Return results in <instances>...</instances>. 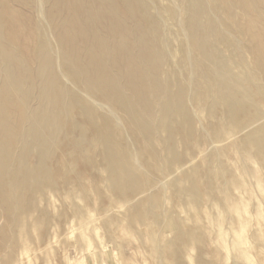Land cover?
<instances>
[{
    "label": "bare ground",
    "instance_id": "1",
    "mask_svg": "<svg viewBox=\"0 0 264 264\" xmlns=\"http://www.w3.org/2000/svg\"><path fill=\"white\" fill-rule=\"evenodd\" d=\"M23 1H25L23 2L24 5L30 4L31 6L34 0ZM41 1L42 0H40L39 2ZM151 1L44 0L46 4L43 3L42 6L47 5V9H44V13V7H42V11L47 18V25L49 22V24L55 30L54 32H56L55 39H57L54 40L55 43L57 41L60 47L59 51L61 50L60 52L62 54V61L61 63L60 60L58 61L60 64H62L63 75H65L66 78L70 79L76 86L80 87L81 89L83 88L86 93L88 91V93L92 94L93 97L99 98V100H106L109 104L112 105L113 109L115 107V109H119L120 112H117L120 113L122 122L125 124V126H127V128H129V133L134 137V140L137 144L134 145V143H132L135 146V151L137 148L136 146H138L137 149L143 151L140 153V159L142 160L141 154H143L145 163L149 165L156 174L159 173L160 175L161 173L165 172H168L169 174L171 170L175 172L177 165H179L181 162L183 163V159L185 158V156H189V152H191L192 150V148H190L191 145L189 146L187 143V137H189L187 136V133L192 130V120L187 113V104L185 105L186 96H184L185 91L182 90L184 84L181 85L182 87L179 86V88L177 87V89H173L170 86V82H174L169 78L171 75L165 78V80H161L160 78V76H163L161 70H163L164 68L169 69V67L171 66V64L169 65V62H167L169 58L166 60L165 57L167 56V54L172 55V53L176 51L177 46L180 45V35L182 31L184 29L187 30V44H189V47H191L192 50L190 54L192 53L191 56L193 58L189 56L190 58L187 57V59H194V61L200 68L197 77L193 75L194 73L189 75L194 76L195 79L203 78L207 83V87L204 88V83H202L201 86L200 83L198 84L199 81H195L196 84L193 89L191 88L193 82L190 83L188 80V82L192 85H187L189 86V88H187L188 91L190 90V88L191 90L193 89V95L190 93L189 94L190 96L192 95V101L194 102L190 103L191 101H189V103L193 105L195 104L197 107L202 108L207 117H214V119L215 117L216 119L218 118L219 121H217V123L214 125V133L216 134V136L223 131H221V121L228 122L229 124H226L228 127L240 131L241 129L247 128L259 120L260 114H262L261 112L263 111H260L261 108H259V104H263L264 100L261 98L262 90L260 91L258 88L255 89L254 86L256 85H254L253 83L255 81H258V79L260 80V77L264 78V48L259 47L260 50H253L252 48L254 55V57H252L254 58V62H252L253 64L248 63L245 57L242 58V56L239 58L237 56V58L227 56L225 58L223 57L226 53L225 52L223 54L224 51H227V53L228 51H230V53L232 51H237L235 49H237L238 46L231 44V42L230 44L227 43L225 38L221 35V33H219V28L214 25L209 19L210 17L206 15V10L208 11L209 9H211V6L209 7L207 5L206 10H204L205 7L202 5L203 3L201 4L202 0H188V3H186V5H188H185L186 7L181 10L182 7L179 8V6L181 5L179 3V5L176 4L178 1L181 2L182 0H171L170 4H163V6H161L159 0H154L155 4L157 2L160 6L157 7L160 9V15L162 19L159 21L160 18L158 19L156 15L152 14L151 9L154 12L157 8H154L156 5L154 6V2ZM213 1L215 2V6L213 5L214 8L216 7L215 9L218 10L219 25L220 22H222L223 24L230 25L231 28L233 25L230 24L231 22H233L231 21L232 19H230V9L232 10V8H230L231 5H245L246 7H248V14L246 18L247 24H244V20V23L239 24V17L237 18V15H235L238 24H234V31L239 33L240 35L244 32H250V35L253 34L254 37H260V30H262V28L264 27V0ZM14 2L16 3L18 2V0H14ZM35 2H37V0ZM9 3V0H0V208H2V210L6 213H10V216L8 215L10 217V220L13 221L14 226H17L18 218L16 217V213L27 210L28 207L34 205L35 202L38 201L36 199L38 197L35 198L36 191L46 187L51 188V185L53 187V171H56V169L52 170L54 166L51 167L52 165L50 163L56 159L55 153L57 145H59V147L65 150L69 155H71V153L74 155L76 154L75 150L79 148L78 146L86 142L83 141V138V142L79 143V140H81L82 132L76 124L71 123L74 121L75 117H72L73 121H70V115L77 112H79V114L83 118H85L86 121L91 123L98 117L102 118V122H100L101 127L98 126L99 129H97L99 132L98 134H96V136L94 135L95 137L93 139L91 138L92 140L90 139V143H88V146H90V148L95 152V155L99 156H97L98 160L100 161L98 163V166L100 164L101 169H103L107 173L106 175H108L107 181H109V188L112 189V192L110 194L111 199L114 200L118 197L124 199L130 198L132 196L134 197V195L141 188L142 182H140L139 178L134 175V171L130 173L131 170L129 169L130 172L127 170L126 163H128V161L125 162V160L122 159L124 155H121V157L119 152L123 148L119 150L120 148H117V146L114 144V134L116 135V130L119 126H117L116 130L114 131L115 128H112V125H110V119L108 118V121V119L103 118V116L99 114L101 112L100 110H98L100 112L97 113L96 109L99 107L97 104L96 107L95 105H92L91 107L82 106L75 95L78 93L74 92L76 91L74 90L75 88H72L74 90L72 92L71 89L66 88V86L60 87V85H62L63 83L60 84L61 80L59 78V75L54 70V67L58 61H56L54 65L51 57L52 49L50 45L53 46L54 44H52V41L49 45L47 39L51 37L46 39V37L43 36L44 33L42 32V30H45L48 27H45V29H41V26H39L40 23H35V20L33 19V21L30 20L31 18L29 15L34 9H32L31 11L28 10L30 11V13L28 12L29 15L27 16L30 18V21L28 22L29 28L28 26H24L23 22L27 20L24 21V18L22 22L20 17L24 15L26 10H24V13H22L21 15V12L17 10L16 7L14 8V6H10ZM172 3L177 6V10L180 9L179 11H181L178 13V15H182L181 19H183V22L182 20L181 22H178V25H181V29L177 28L180 26H178L176 23V20H178L181 16H176L177 10L175 14L174 9H172L173 6H171ZM11 4L14 5L13 2ZM16 4H19L20 8L21 6H23L20 5V3ZM35 4L33 3V6ZM38 8L36 9V11L38 10ZM214 8L212 7L213 10L211 9L213 13L216 11ZM39 9L41 10V8ZM235 10L239 11V9ZM208 12H210V10ZM211 12L210 14L213 15V13ZM35 14L37 15L38 13L35 12ZM25 15H27V13ZM232 16L235 21L236 18L234 16V13ZM176 17L178 19L175 20ZM211 18H213V16ZM236 21L235 23H237ZM163 23L168 27L164 29L167 30V32H165V34L167 33L165 37L163 36L161 27ZM176 25V28L180 29L179 31L174 29V26ZM22 26L28 28L27 34L30 41L27 39L26 43L23 41L25 37L22 38L23 36L21 37L18 32L19 30H21ZM223 26L224 25H222V30L224 28ZM154 32L156 33V35ZM225 32L227 31L224 30L223 33ZM184 35L181 36V38L184 37ZM235 39L234 41H236ZM183 44L185 45L184 42ZM244 44L245 43H243L242 46ZM243 49H245V47H243ZM245 52L248 53V51ZM251 54L252 53H250V55ZM177 56L179 58L180 53L179 55L174 56V59L175 57L177 58ZM172 59L173 57L171 58V60ZM185 59L182 58L180 62L181 68L187 67ZM243 60H245L247 63H245V61ZM172 63L174 64V62ZM192 63L193 62H191V64ZM247 64L251 65L249 66ZM59 65L57 64V66ZM174 66L175 65H173V67ZM176 66H178V64H176ZM178 67L180 69V66ZM178 71L181 74L184 72L180 70ZM190 71L188 72L190 73ZM160 72L162 73V75H159ZM179 82L180 81H178L177 84H179ZM183 82L187 84L186 79ZM260 84H263V82ZM173 85H175V82ZM262 86L259 88L264 87ZM190 96H187L189 100L191 99ZM261 101L263 102L260 103ZM186 102H188V100H186ZM118 113L117 116L119 115ZM180 117H182V120L180 119ZM119 118L120 117H118L117 119L116 117L117 120H119ZM210 118L209 120H211ZM113 119L111 120L114 121ZM82 121L84 122V120ZM203 121L205 122V119ZM117 122H115V126L116 124L119 125V123ZM222 124L224 125V123ZM121 127H119V133L122 132L123 128L121 129ZM125 129L123 131L124 133L126 132ZM159 132L163 133L162 135H164L165 137H159ZM197 132L198 131H196V133ZM129 133L127 134L129 135ZM228 136L231 135L228 134ZM218 137L220 139V137L222 136L219 135ZM224 139L225 138H223V140ZM128 140L130 141L129 138L127 139V141ZM179 140L181 141V143L184 142L183 144L187 146L186 147L184 145L185 149H183V147V150H179L180 146L178 147V144L180 143H178L176 146L178 147V150L180 152H178L175 148L176 141L179 142ZM221 140L222 138L219 141L221 142ZM127 141H122V143L126 142V145L124 146H131V143L127 144ZM189 141L190 140H188V142ZM239 143L238 145H240L242 151L245 150L247 151V153L256 151V154L264 153V124L260 127L250 129V131H248L242 137V141ZM183 144L181 146H183ZM195 144L197 145V143ZM34 147H37L39 149L40 158L39 160H36L38 162L34 166L30 167L27 163V158L32 153V149ZM131 147H129V149H131ZM159 147H161L162 149H160ZM126 148L127 147H125V150H128V148ZM199 151L201 152V150ZM194 155L195 154H193V156ZM83 156V160L89 161V154H85ZM191 156L192 155H190L189 157L191 158ZM190 158H188V160ZM244 166L245 165H243V168H245ZM63 168L65 169V166ZM190 168L191 167H189V170H191ZM189 170H183V177L181 178H177L178 176L176 177V179L174 178L175 176L172 177L175 179L174 184L172 183L173 188L175 189L174 193H176V195L179 196L181 200L190 198L191 201H197L199 198L195 190L196 187H194L193 185V181L195 180H192V174L196 175V173ZM196 170L194 168L195 172H197ZM145 172L147 173L149 171ZM64 173L65 171L63 172V174ZM136 174L138 175V173ZM229 176L232 177L234 176V174H230ZM156 177L157 176H155V179ZM63 178L65 180L67 177L64 176ZM65 181L67 182V179ZM68 185L70 186L69 182ZM171 187L169 189H171ZM46 189L49 190V188ZM56 189L57 188H55V190ZM101 191V193H103V190ZM105 191L104 193H106ZM170 192L172 193V189ZM39 196H42V194ZM140 201L141 200H139V202ZM127 203L129 204L130 202L127 201ZM114 206H116V204ZM34 207H36V205L33 206V210ZM139 207V204L135 203V205L131 208L133 209L131 213H134L135 216L137 214V217H135L137 219L136 221H141L142 223V217L144 215L142 216L139 212L140 214L138 216ZM39 214L38 215L41 218L40 221L43 219L44 221L49 219L48 212L46 213V211L40 210ZM19 222H21L20 218ZM35 223L37 224V222ZM133 223L131 224L133 225ZM2 231L3 232L1 233V236H3V239L6 237V235L5 230ZM242 241L243 237L239 235L236 241H231V245L234 247H238L241 245L240 243H242ZM220 242L224 243V241ZM243 254L246 256V253Z\"/></svg>",
    "mask_w": 264,
    "mask_h": 264
},
{
    "label": "rangeland",
    "instance_id": "2",
    "mask_svg": "<svg viewBox=\"0 0 264 264\" xmlns=\"http://www.w3.org/2000/svg\"><path fill=\"white\" fill-rule=\"evenodd\" d=\"M35 1L36 0H34L33 3L34 4L37 3V4L33 6L32 3V5L30 6V4H26V3H25L26 5H24L23 2L25 1L18 0V2L16 3H20V5H23L21 6L23 10L20 8L19 4H16L14 2V0L13 1L9 0L10 2L9 5L14 6V8L16 7V9L21 12V15L22 13H24V10H26L24 15L20 17L22 22L24 18H25L24 21L27 20L23 22L24 26H28L29 28L28 22L30 20L31 21L35 20V23L38 22V24L40 23L44 26L43 28V26L39 24V26H41V29H45V27H48L45 30H42V32L44 33L43 36H45L46 39L51 37L47 39L49 45L53 41L52 44L54 45L53 46L50 45V47L52 49L51 53L53 55L51 54V57L54 62V65L55 62L58 60H60L61 63L62 61L61 58L62 54L60 52L61 50L59 51L60 47L57 41L55 43V40L57 39V38L55 39L56 32H54L55 30L52 28L49 22L47 25V18L44 15L45 13L44 9L45 10L47 9V5H45L46 7L44 5L42 6L43 3L46 4L44 0H42L41 2H39L40 0H37V2ZM159 1L161 6H163V4L171 3V0H165L166 2L164 0L163 1L159 0ZM204 1L205 0H202L201 2V4L203 3L202 5L205 7L204 10H206L207 5L209 7L211 6L210 7L211 9L212 7L214 8L215 2L213 0H209L205 2ZM12 2L14 5L11 4ZM151 2H154V0H152ZM159 3L156 2L155 4L154 2L153 3L154 6L156 5L154 8H157L159 6L158 5ZM178 3L181 5L179 6V8L182 7L181 10H183L184 7L188 5V4L186 5V3H188V0H182L181 2L178 1L176 5H179ZM37 5L39 8H41V10L37 7ZM176 5L173 3L171 5L173 6L172 9H174L175 14L177 10ZM232 5L230 7L232 8V10L230 9L231 11L230 19H232L231 21L233 22H231L230 24L231 25L233 24L232 25L233 29L231 28L230 25L223 24L220 21H219L220 22L219 25L218 23L219 15H218V10L215 9L216 7L214 8L216 10L215 11L216 16H215V12L213 13L212 11L213 9L212 10L209 9L210 12L212 11L211 13H213V15L210 14V12H208L209 10L208 11L206 10V15L210 17L209 19L212 21V23L219 28V33H221V35L225 38L227 43L230 44L231 42V44L238 46L237 49H235L237 51L234 52L232 51L233 52V53L231 52L232 54L230 53V51H228V53L227 51H224L223 54L226 52L227 55L225 53L224 54L225 56L223 57L226 58L227 56H230L233 58H237V57L239 58L242 56V58L245 57L248 63L253 64L252 63L254 62V58H252L254 57L253 50L256 49L260 50V48H264V42H263L264 27L262 28V30H260L262 36L260 35V37L258 38L254 37L253 34H251L252 35L251 36L250 32L247 33L244 32L241 35L235 32L233 26L234 24H238V21H236L238 17H239L238 18L239 24H242L244 22L245 25L247 24L246 18L248 14L247 12L248 7H246L245 5H234V4ZM42 7H44L43 8L44 13L42 11ZM233 7H234V11H233ZM37 8L38 10L36 11ZM157 9H155L154 12L152 9L151 11L152 14L156 15L158 19L160 18L159 19L160 21L162 20L160 15V9L159 8ZM235 9H239L241 13ZM28 10L30 11L32 10L31 11L32 15ZM179 10H177L176 16L178 15L179 12H181ZM235 11H238L239 13ZM28 12L30 13V15L28 14ZM35 12L38 14L36 15ZM26 13L27 15H25ZM233 13L234 16L237 15V18L235 16L236 18L235 21L237 23H235L234 21V18L232 16ZM28 15L30 16L31 19L27 17ZM179 15L181 17H179ZM179 15L177 16L179 17V19L177 17L175 18V20L178 19L176 20L177 25L179 24L178 22H181V20L183 22V19H181L182 15L181 14ZM212 16L213 18H211ZM162 25L161 27L163 31V36L165 37V35H167V33L165 34L167 30L164 29L168 27L165 26L164 23ZM177 25L174 26V29L179 31L181 29V25H178L180 27H177ZM222 25H224L223 27L225 28V29L223 28V30H222ZM24 26H22L21 30H19L18 32L21 37L23 36L22 38L25 37L23 41L26 43L28 39V34H27L28 28ZM227 26H229L230 29ZM176 27L180 29H177ZM224 30H226L227 32L223 33ZM183 35L184 37L181 38V36ZM228 37L230 40L228 39ZM231 37L233 40L231 39ZM234 39L237 42L234 41ZM28 40L30 41V39ZM260 40L263 41L261 42ZM187 41H188V32L187 30L184 29L180 35V45L177 46L175 51L176 53L173 52L172 55L169 54L170 56L168 54L167 56L165 55L167 57V58L165 57L166 60L169 58L167 62H169L168 64L169 65L171 64V66L169 67V69L166 68L168 73L165 68L161 70L163 76H160V78L161 80L162 79L165 80V78L171 75L169 77L170 80L175 82V85H173L174 82H170V86L173 89L175 88L177 89V87L179 88V86H181L182 84L185 85V87L184 85L183 87L181 86L183 88L181 89L184 90L185 93H187L185 94L183 91L184 96H186L185 105L187 104L186 105L187 113L190 119L192 120L191 121L192 130H190L189 133H187V136H189L187 138L190 141L188 142L187 140V143L189 146L191 145L190 148H192L193 151L191 150V152H189V156L192 155L191 158L188 155H186L185 156L186 159L185 158H184L185 160L183 159V163L182 162L180 163L181 165L180 164L177 165L175 172L171 170L172 172L170 171L169 174L168 172L161 173L162 175L161 174L160 175L162 177L159 175V173H157L159 175L158 176L151 169V167L145 163V160L143 159L144 158L143 154H141L142 160L140 159L139 157L140 153L143 151L137 149L138 146H136L137 148L135 151L134 145L137 144L134 140V137L129 133L130 132V130H128L129 128H127V126H125V124L122 122L121 115L120 113L117 112L119 111V109H115L116 108L115 106H114L115 108L113 109L112 105L109 104L106 100L103 99L99 100V98L93 97L92 94H89L88 91L86 93V91L83 88L81 89L80 87L76 86L70 79L66 78L65 75H63L62 64H60L59 61L56 63L54 70L59 75V78L61 80L60 84L63 83L62 85H60V87L66 86V88L71 89L72 92L76 90L74 92L75 93L78 92V93L75 95L82 106L91 107L92 105L93 106L95 105L96 107L98 105L99 109L98 108L96 109L97 113L101 111L99 114L102 115L103 118L110 119V121L109 119L108 121L110 122V125H112V128H115L114 131L116 130L117 126L119 127L122 126L121 127V129L123 128L122 132L120 133L118 132L120 131L118 127V129L116 130V135L114 134V140H113L114 144L117 146V148H120L119 150L123 148L121 151L119 150L118 151L120 152V156L124 155L123 157L121 156L122 159L125 160V162L128 161V163H126L127 170L129 172L131 170L130 173L134 171L133 172L134 175L137 178H139L140 182H142L141 183L142 185L141 188L138 190V192L134 195V197L132 196L127 199L119 198V197L114 200L111 199L110 194L112 192V189L109 188V181H107L108 175H106L107 173L103 169H101L100 164L98 166V163L100 162L98 160L99 156L95 155V152L90 148V146H88V143H90V139L91 138L93 139L96 136V134H98L99 131L97 129H99L98 126L101 127L100 122H102L101 121L102 118L98 117L99 119L97 118L95 121L91 123L86 121V119L83 118L79 114V112L70 115V121H73V118L75 117L74 121L71 123L76 124L77 127H79L80 131L82 132L81 140H79V143L83 141L86 142L82 143V145L80 144L81 147L78 146L80 149L77 148L75 150L76 154L74 155L72 153L71 155H69L65 150L61 149V147L57 145L56 153H55L56 159L50 163L52 165L51 167L53 166L55 167V168L53 167L52 170L56 169V171H53V176H54L53 187L51 185V188L46 187L49 188V190L46 188H42L38 190L39 192L36 191L35 198L38 197L36 198L38 201H36L34 205L28 207L27 210H24L23 212L20 213H16V217L18 218L17 226L16 225L14 226L13 221L10 220L9 217L10 213H6L5 211L2 210V208H0V264H264V258H263L264 257V153L256 154L257 153L256 151L247 153V151L245 150L242 151L240 145H238V143L242 141V137L248 131H250V129L260 127L261 125L264 124V106H263L264 103L259 104V108H261L260 111L263 110L261 112L262 114H260L259 120L253 123L254 125L252 124L251 126L241 129L240 131L228 127L226 125L229 124L228 122L221 121L220 122L221 131L222 130L223 131L219 135L222 136L220 137V139L221 138L222 140L223 138L225 139L223 141L221 140L220 142L219 141L220 139L218 137L219 135L216 136V134L214 133V125L217 123V121H219L218 118L216 119L215 117L216 119L215 120L214 117L211 118L207 117L202 108L197 107L195 104L194 105L190 104L193 102L192 91L195 87L196 82L199 81L198 84L200 83L201 86L202 83H204L205 84L203 85V87L205 86L204 88L207 87V83L203 78L195 79V77H197L199 73L200 68L196 64L194 59H192L193 58L191 56L192 53L190 54L192 50L191 47H189V44H187ZM183 42L185 43L186 46L183 44ZM241 43L242 44L245 43V44L242 46ZM243 47H245V49H243ZM57 51L58 54L60 53L59 56L57 54ZM245 51H248V53ZM179 53H180L179 58L177 56V58L175 57L176 59L175 60L174 56L179 55ZM250 53L252 54L250 55ZM171 56L173 57L172 60H171L172 58ZM189 56L192 57L190 59L191 61L188 60L190 58ZM181 57L183 59L185 58L187 59V57H189L187 59L188 61L185 59L187 63V67L185 68L187 69H185L184 67L181 68V64H180L182 60ZM246 61L245 63H247ZM172 62H174V64ZM191 62H193L192 63L193 65L191 64ZM57 64L61 65V66L59 65L60 68L59 66H57ZM176 64L180 66V69L178 66H176ZM251 64H247V65L250 66ZM173 65L175 66L173 67ZM176 68L182 72L184 71L182 73L183 75L179 73V71ZM196 68L199 69L197 70ZM188 71H190V73ZM161 72L159 75H162ZM178 73L180 74V76ZM189 74L190 75L193 74L195 77L190 76ZM185 79L187 80L186 82L187 84L183 82L185 81ZM188 80L190 83L193 82L192 84L194 86L190 84ZM263 80L264 78L260 77V80L258 79V81H255L253 84L256 85L254 86L255 89L258 88L260 91L262 90L261 98L264 100ZM178 81H180L181 84L180 82L179 84H177ZM259 81L260 83L263 82V84H260ZM66 82H68L69 84ZM189 84L192 85V87L191 86L190 87L193 88L192 90L190 88L189 91L191 92L188 91L189 86L187 85ZM261 86L263 88H259ZM72 88L75 89L73 90ZM185 88L187 89V91ZM189 93L192 95L190 96ZM187 96H190L191 99L189 100ZM186 100H188V102H186ZM189 101L191 102L189 103ZM262 102L263 101H261L260 103ZM112 109L113 111L114 110L115 111L113 112ZM117 113L119 114L118 116ZM78 115L81 116L82 118L79 117ZM108 116H110L111 118ZM115 116L117 117V119L118 117H120L119 120H117ZM209 118L211 120H209ZM111 119H113L114 121H112ZM180 119L182 120V117H180ZM204 119L205 122L203 121ZM82 120H84V122ZM116 120L119 122H117ZM115 122L119 123V125L116 124L115 126ZM222 123H224L225 126ZM124 129L126 131L125 133L123 132ZM196 131L198 132L196 133ZM127 133H129V135ZM159 133H158L160 135L159 137L163 138L164 136L162 135L163 133L161 132ZM117 134L119 137L117 136ZM228 134L231 136H228ZM128 138L130 139V141L129 140L127 141ZM124 140L127 141V144L131 143L132 147L128 145L129 147H131V149H129L128 146H124L126 145V142L122 143V141ZM132 143H134V145ZM183 143H181L180 140L179 142L176 141L175 148L178 152H180L179 150L182 149L183 147H184L183 149H185L186 145ZM195 143H197L198 147ZM177 144L178 147L180 146L179 150L178 147L176 146ZM182 144L183 146H181ZM125 147H127L128 150H125ZM159 148L162 149L161 147ZM199 150H201V152ZM37 152H38V156H37ZM85 154H89L90 156L89 161L83 160L82 157H84L83 155ZM193 154L195 155L193 156ZM133 156L136 157L134 158ZM187 157L190 159L188 160ZM257 157L260 158L258 159ZM39 158H40L39 149L37 147H34L32 149V153L27 158L28 159L27 163L29 164L30 167H32L38 162L36 160H39ZM243 165H245L244 166L245 168H243ZM64 166L65 169L68 170V172L63 168ZM184 166H186L187 168ZM189 167H191L190 168L191 170H189ZM193 167L195 168V170L197 169L196 170L197 172L194 171ZM183 170L184 171L189 170L196 173V175L192 174V180L193 179L195 180L193 181V185L194 187H196L195 190L199 198L197 200L198 202L194 200L191 201L190 198H186L185 199L187 201L186 202L184 199L181 200V198H179V196H177L176 193H174L175 192V189L173 188L174 180L176 179L177 176H178L177 178L183 177L182 176L184 172ZM62 171L63 172L65 171V173L63 174ZM145 171H149L147 172L148 174ZM229 172L230 174H234V176L230 177ZM136 173H138L139 177ZM154 175L157 176L158 178L156 177L155 179ZM64 176L67 177L66 178L67 182L65 181L66 179L64 180L63 178ZM172 177H174L175 179ZM68 182L70 186L68 185ZM143 182L144 183L147 182V183L144 184ZM170 187L172 189V193L170 192L171 191V189H169ZM55 188L57 189L55 190ZM101 190H103V193H101L102 192ZM104 191L106 193H104ZM41 194L42 196H39ZM139 200L141 201L139 202ZM127 201L130 202L131 204L130 203L128 204ZM135 203L139 204L140 206L138 208V216L140 213L142 216L144 215L143 216L144 218L142 217V223L141 221H139L140 223L136 221L137 219L135 217H137V214L135 216L134 213H131V211L133 210L131 208L135 205ZM189 203L190 205L192 203L193 204L190 206ZM115 204L116 206H114ZM35 205L36 207H34L33 210V206ZM39 209L46 211V213L48 212L49 214L48 220L44 221L43 219L40 221L41 218L39 217L40 215ZM19 218L21 222H19ZM35 222H37V224ZM38 222L39 223L42 222V223L39 224ZM131 223H133V225ZM2 230H5V235H6V237L3 239H2L3 236H1L2 235L1 233L3 232ZM239 235L243 237V241L242 243H240L241 245L238 247L232 246L231 241H236ZM220 241H224V243H221ZM22 243L25 247L22 245ZM243 253H246V256Z\"/></svg>",
    "mask_w": 264,
    "mask_h": 264
}]
</instances>
